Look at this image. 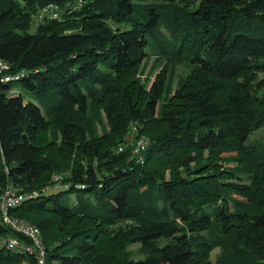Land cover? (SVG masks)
Masks as SVG:
<instances>
[{
    "label": "trees",
    "instance_id": "16d2710c",
    "mask_svg": "<svg viewBox=\"0 0 264 264\" xmlns=\"http://www.w3.org/2000/svg\"><path fill=\"white\" fill-rule=\"evenodd\" d=\"M51 5L60 19H40ZM0 61L19 76L0 77V195L31 196L10 215L39 228L45 264H264V143L247 144L264 128V0H0ZM9 238L33 244L0 210V264H38Z\"/></svg>",
    "mask_w": 264,
    "mask_h": 264
},
{
    "label": "built area",
    "instance_id": "2783aa9c",
    "mask_svg": "<svg viewBox=\"0 0 264 264\" xmlns=\"http://www.w3.org/2000/svg\"><path fill=\"white\" fill-rule=\"evenodd\" d=\"M56 10H58V8L53 5L45 8L40 15V19H43L44 16L47 17L48 15L50 18H57L58 15L55 12ZM0 77H4L5 79L3 80L6 82L19 79V76L10 74V65L4 61H0ZM132 142V158L137 164H144L146 151L149 145L148 140L145 137L138 135V133L136 132ZM125 149L126 148L124 146H121L119 148V153L124 152ZM13 188L14 187L11 184H7L0 195V210L2 213L3 222L14 233L22 234L30 238L33 241V244L23 245L17 238H9L6 243L7 247L12 251L20 250L30 255L36 253L38 256V264H45V250L41 246L42 238L39 228L30 224L26 225L12 218L10 215V211L12 209L19 206L24 200H27L31 196L27 194L17 193L13 190Z\"/></svg>",
    "mask_w": 264,
    "mask_h": 264
},
{
    "label": "rangeland",
    "instance_id": "374dc122",
    "mask_svg": "<svg viewBox=\"0 0 264 264\" xmlns=\"http://www.w3.org/2000/svg\"><path fill=\"white\" fill-rule=\"evenodd\" d=\"M59 10H56L55 12L57 13V18H59L60 19V13L58 12ZM48 15V14H47ZM47 17H49V15L47 16ZM44 18H46L45 16H44ZM49 19H52V18H50L49 17ZM56 19V18H55ZM38 24H40V22H39V19H34V24H33V26L35 27V26H37ZM144 67H143V65H142V69H143ZM152 69V64H149L148 65V67L147 68H145L144 70H145V72H144V74H139V78L141 79V82H143L145 79H146V77L149 75V73H153L152 75H151V77H150V81L152 80V81H154L155 80V78H156V74H157V72H159V71H161V69H159L158 71H155L154 72V70H151ZM191 73V71H190V69L189 68H187V67H185V66H180L179 68H178V70H177V78H176V80H175V84L177 83V80L179 79V77H181V76H188L189 74ZM16 93H21V94H23L24 95V97H29V94H28V91L27 90H25L23 87H22V85H21V83L20 82H14V83H12L11 84V90L9 91V95L10 96H12L13 94H16ZM99 135H103L104 133H108V132H110V126H109V124H108V122L107 121H104V123L99 127ZM140 131L142 132V126H140L139 124H137V123H133L131 126H130V129H129V132H128V134L127 135H129V139H128V141L125 143V147L127 148V149H131V151H132V144H133V137H135V133L137 132V133H139L138 135H141L140 134ZM111 133V132H110ZM110 133L108 134L109 136H110ZM50 132L48 131V133H45V132H42L41 134H40V137H41V139L43 140V141H46V142H48L50 139H51V137H50ZM135 141V140H134ZM131 142H132V144H131ZM256 143H264V128H262V129H260V130H258V131H256V132H254L250 137H249V140L247 141V144L249 145V144H256ZM130 144H131V146H130ZM124 146V145H123ZM83 164H85L86 163V161H83L82 162ZM69 174H70V170H65V171H63V172H59V173H54V174H52L51 176H50V178H49V182L50 181H59V180H61L63 177H66V176H69ZM5 188V187H4ZM62 189V186L60 185V184H58V185H56L54 188H49L48 190H47V193L49 192V193H55V192H58L59 190H61ZM4 190V189H3ZM3 190H2V192H3ZM13 190L15 191V192H17V193H19V191H21L18 187H14L13 188ZM1 197V196H0ZM77 199V194H73L72 196H71V200L72 201H75ZM12 218H14V219H16V220H18V221H20V222H22V223H24V224H26V225H28L29 223H27L26 221H24V220H22V219H19V218H17V217H13V216H11ZM31 225V224H30ZM122 227V226H121ZM42 238V237H41ZM42 244H41V246H42V248H44V245H43V242H41ZM137 248H139V245H137V244H129L128 246H127V251L128 252H131L132 253V251H135ZM44 250H45V248H44ZM220 253H221V251L220 250H215L213 253H212V256H211V260L213 261V264H215V262H216V259H217V257L220 255ZM45 254H46V250H45Z\"/></svg>",
    "mask_w": 264,
    "mask_h": 264
}]
</instances>
